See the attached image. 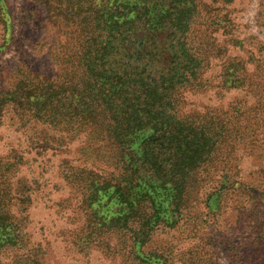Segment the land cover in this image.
<instances>
[{
  "label": "trees",
  "instance_id": "1",
  "mask_svg": "<svg viewBox=\"0 0 264 264\" xmlns=\"http://www.w3.org/2000/svg\"><path fill=\"white\" fill-rule=\"evenodd\" d=\"M61 1L67 4H45L50 17L70 30L68 45H62L67 51L52 57L59 73L43 77L24 69L16 84L0 94V102L22 121H35L90 143L82 151L91 169L68 168L64 174L80 192L82 205L94 212L86 216V229L81 230L85 236H79L78 244L90 235L97 238L107 226L127 232L128 243L118 251L133 249L136 264H165L162 255L139 248L159 225L173 223L164 219L166 207L173 219L190 215L213 182L218 189L205 195L204 208L218 200L223 205L228 195L235 194L233 209L238 215L243 218L254 210L257 214L250 199L264 195L257 186L263 172L249 188L231 180V161L238 143L254 140L264 121L258 118L259 109L252 116L244 104H235L228 112L185 111V96L205 85L202 76L209 57L201 48L213 45L194 37L191 41L201 13L198 0ZM204 13L202 18L214 21ZM233 70L223 71L230 88L242 82ZM248 118L253 119L250 125ZM2 176L0 172V182ZM2 191L0 253L14 250L24 255L0 264H41L39 248H28L24 219L9 211L19 203H10ZM160 191L166 207L157 202ZM94 206L99 208L94 211ZM107 206L114 209L108 218L96 215L100 208L108 211ZM259 228L256 222L242 226L249 234ZM254 250L264 255V247ZM246 252L241 250L242 256ZM246 260L243 264H248Z\"/></svg>",
  "mask_w": 264,
  "mask_h": 264
},
{
  "label": "rangeland",
  "instance_id": "2",
  "mask_svg": "<svg viewBox=\"0 0 264 264\" xmlns=\"http://www.w3.org/2000/svg\"><path fill=\"white\" fill-rule=\"evenodd\" d=\"M198 2L201 13L191 41L194 37L213 45L201 48L209 57L202 76L205 85L199 92L185 96V111L228 112L235 104H244V109H251L249 116L259 109L258 118L264 119V0ZM45 4L67 3L0 0V94L16 84L24 69L43 77L59 73L52 57L65 52L62 45H68L70 30L50 17ZM204 11L214 21L209 23L202 18L206 15ZM192 47L197 45L192 43ZM194 51L198 54L199 49ZM227 67L242 78L240 86L230 88L224 82L223 71ZM254 87L255 91L250 90ZM246 121L250 125L253 119ZM254 133V140L243 139L235 146L231 180L249 187L262 171L257 186L264 192V121ZM89 145L83 137L73 138L38 122L22 121L9 105L0 102V172L3 173L0 191L3 190L1 193L10 203L14 200L19 203L9 211L24 219L28 248H39L41 264H136L133 249L118 251L123 242L128 243L127 232L104 226L97 238L90 235L87 242L78 244L79 236H85L81 230L86 229V216L94 212L82 205L80 192L65 180L64 174L68 168L91 169L92 164L82 151ZM217 189L216 183L209 184L199 196L200 205L191 211L192 217L183 214L177 219H173L160 191L157 202L166 207L164 219L173 223L159 225L150 241L139 249L162 255L165 264H243L246 259L248 264H264L263 252L254 250L264 247V195L253 196V192L249 195V199L256 198L250 202L259 211L245 212L242 218L233 209L235 194L228 195L223 205L218 200L207 209L203 207L205 195ZM96 206L94 211L102 205ZM112 207L107 206L108 211L100 208L96 215L108 218L114 211ZM254 220H258L255 222L260 227L257 233L242 230L243 225L255 224ZM241 250L243 254L246 250L247 256H242ZM21 254L3 251L0 261L9 263Z\"/></svg>",
  "mask_w": 264,
  "mask_h": 264
}]
</instances>
